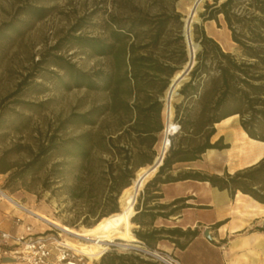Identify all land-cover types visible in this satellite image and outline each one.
Listing matches in <instances>:
<instances>
[{
  "label": "trees",
  "instance_id": "obj_1",
  "mask_svg": "<svg viewBox=\"0 0 264 264\" xmlns=\"http://www.w3.org/2000/svg\"><path fill=\"white\" fill-rule=\"evenodd\" d=\"M48 11L44 6L25 4L0 24V63L13 42ZM200 16L203 22L216 23L221 16L238 54L223 50L203 25H195L194 40L200 48L188 80L178 89L181 99L173 103V122L179 129L169 136L162 164L145 184L136 210L151 182L184 179L207 181L219 190H228L230 196L239 190L264 204V157L233 173L169 172L175 163L200 159L207 149L228 148L222 135L213 142L211 137L216 132L215 123L233 114L239 116L248 136L264 141V0H213L204 5ZM168 23L169 17L163 15L110 16L106 35L92 36L78 33L83 24L77 22L43 53L34 64L40 66V72L28 71L0 96V145L9 138L8 144L0 146V174L6 175L0 188L12 190L13 185H23L28 178L43 173L44 189L62 181L71 199L80 202L82 222L87 227L117 212L122 188L130 184L140 165L151 164L156 155L163 133L161 98L172 75L187 59L183 45L177 57L169 48L165 40ZM64 47L106 61L84 70L70 56L61 54ZM42 81H51L53 88L65 91L82 88L103 98L92 100L82 111L75 105L42 132L34 127L32 118L46 101L28 97L47 89ZM172 205L175 208L169 212L148 208L136 212L131 218L139 225L133 230L136 240L148 249L160 250L156 245L161 240L183 248L195 237L196 228H142L159 215L188 206L183 198H176L154 208ZM255 229L264 233V223ZM147 258L151 257L133 250L110 249L95 264H152Z\"/></svg>",
  "mask_w": 264,
  "mask_h": 264
},
{
  "label": "rangeland",
  "instance_id": "obj_2",
  "mask_svg": "<svg viewBox=\"0 0 264 264\" xmlns=\"http://www.w3.org/2000/svg\"><path fill=\"white\" fill-rule=\"evenodd\" d=\"M190 0H0V24L9 21L16 13L17 9L25 4H34L44 6L49 9L48 14L32 23L23 35L18 37L11 47L7 50L5 58L0 63V96L11 90L16 82L28 71L35 70L40 72V66L34 67L35 62L41 55L49 51L57 40L64 36L77 22L83 26L78 33H84L92 36H105L104 28L110 16L127 18L135 15L147 17L168 16L169 23L165 31V40L169 42V48L175 50L174 56L177 57L179 48L184 46L182 25L183 17L186 13V6ZM213 0H205L199 12V22L193 24V38L195 36V25H203L205 32L211 33L209 24L202 21L200 14L204 12V5L212 3ZM207 25V26H206ZM214 29L216 39L224 48H228L230 39L229 31L221 24L215 23ZM228 32V33H227ZM186 50V49H185ZM236 52L235 49H233ZM197 52V51H196ZM237 53V52H236ZM64 56H70L80 68L91 70L105 63V59L98 56H87L82 50L77 48L64 47L61 50ZM196 54V53H195ZM238 54V53H237ZM187 57V56H186ZM34 67V68H33ZM39 81V79H37ZM47 88L44 92L28 96L29 98L41 101L45 100V106L38 113L33 115L34 127L42 132L48 129L49 124L55 125L57 118L65 117L75 105H79V110H85L89 107L92 100L100 101L103 95H96L85 89H72L69 91L60 88H53L51 81H42ZM164 104V103H163ZM162 116V113H161ZM163 130H164V121ZM239 116L233 120L231 125L224 127L225 139L228 133L237 131L239 128ZM9 143V138L4 144ZM229 147L231 143H228ZM16 160V156H13ZM238 157L227 158L225 153H219L215 162L209 164V169H224L228 172L230 163L236 162ZM222 174V173H221ZM6 175L0 174V186L5 182ZM43 173L35 177H30L25 184L12 186V190H2L6 195L19 201L29 209L46 213L64 225L86 226L82 222V212L80 202L74 201L69 196L66 187L62 181L53 184L50 189H44L42 186ZM141 190V193L143 192ZM139 194V196H140ZM1 195V194H0ZM2 196V195H1ZM138 196V198H139ZM3 197V196H2ZM138 198L137 202L138 203ZM6 199V198H5ZM135 204V209H136ZM119 209V208H118ZM38 224L47 229V223L39 221ZM135 225L131 231L135 229ZM115 250L123 252L126 246H122L123 240H115ZM135 242H131V245Z\"/></svg>",
  "mask_w": 264,
  "mask_h": 264
},
{
  "label": "crops",
  "instance_id": "obj_3",
  "mask_svg": "<svg viewBox=\"0 0 264 264\" xmlns=\"http://www.w3.org/2000/svg\"><path fill=\"white\" fill-rule=\"evenodd\" d=\"M206 23L211 28V33L206 31V34L218 42L214 29H212L216 22L209 20ZM218 23L227 29L221 16L218 18ZM228 39H230L229 45L231 48L228 47L225 49L220 42L218 43L223 50L234 53L233 49H235V45L231 41L230 33H228ZM224 127L226 126H215L216 132L212 135L211 142L222 135L223 142L231 143L230 140L225 139V132L222 130ZM208 150L202 154L200 159L175 163L169 172L172 175H175L181 170H200L206 173L217 174L223 173V168L209 169V164L216 161L221 150L213 149L215 151L212 155L213 160L207 161L206 153ZM152 178L148 181H151ZM176 198H183L184 203L188 206L166 216L159 215L150 225H143L142 228L179 227L182 230L196 228L198 234L190 239L183 248L176 247L174 243L167 240H161L156 245L160 250L175 256L181 264H232L235 259L248 250V247L239 246L240 239L251 238L257 234L264 236V233L255 229L257 226L263 225L264 215L257 214L251 217L241 218L235 212L233 203L236 198V192L233 196H230L228 190H219L217 187L211 186L207 181L184 179L167 183L151 182L147 188V192L141 197L136 212L141 211L143 208H148L152 212H169L175 208L174 205L166 209L154 207L159 204H168ZM244 199L247 200L248 197ZM15 216L22 217L23 222L30 224L36 232L43 229L37 220L23 210L10 204L5 197L0 195V230L10 231L12 233L21 232L22 227L14 223ZM241 220L244 222L242 225L240 224ZM219 221H224V223L215 227L214 224ZM134 225L136 228L139 227L138 224L134 223ZM205 228L209 229L212 237L211 240L203 235ZM234 244L235 246H233ZM12 248V245H5L0 241V264H23V262L14 258L9 252ZM147 259L152 264H163L152 257Z\"/></svg>",
  "mask_w": 264,
  "mask_h": 264
},
{
  "label": "bare ground",
  "instance_id": "obj_4",
  "mask_svg": "<svg viewBox=\"0 0 264 264\" xmlns=\"http://www.w3.org/2000/svg\"><path fill=\"white\" fill-rule=\"evenodd\" d=\"M204 1L190 0L186 6V13L182 19V32L187 59L181 68L174 72L162 96L164 101L162 110L164 130L157 146V152L153 159L154 162L140 165L135 170L130 184L124 186L118 196L119 210L102 217L92 226L87 227L82 225H64L46 213L28 208L34 214L35 220H43L63 231L68 245L87 256L90 260L98 259L108 248L107 246L110 242L123 240L124 243H121L122 246H130L131 242L136 241L131 231L134 225L131 218L136 213L135 204L141 190L146 182L154 176L163 156H165L168 150L170 144L169 136L172 133L173 125L171 121L173 116L172 103L180 99L177 91L181 82L187 78L186 70L189 66L188 59H191L192 53H195L198 49V43L193 38V24L198 23L200 20L199 12ZM236 116L237 114L227 116L215 123V126H229ZM227 139L230 140L231 146L222 149L221 152L225 153L229 159L234 155L238 157L236 162L230 163V173H233L237 169L253 165L264 157V141L251 138L241 126H239L237 131L228 133ZM214 152L213 149L207 151V161L213 160L212 155ZM245 197H248V199L245 200ZM8 201L17 208L25 207L17 200H14L17 204H14L10 200ZM233 203L235 212L241 218L251 217L257 214L264 215V204L239 190L236 191V198ZM243 223V220H241L240 224L242 225ZM77 237L83 238L85 241H80ZM239 246L248 247V250L235 259L232 264H264V236L262 234L253 235L251 238L240 239Z\"/></svg>",
  "mask_w": 264,
  "mask_h": 264
},
{
  "label": "built area",
  "instance_id": "obj_5",
  "mask_svg": "<svg viewBox=\"0 0 264 264\" xmlns=\"http://www.w3.org/2000/svg\"><path fill=\"white\" fill-rule=\"evenodd\" d=\"M171 121L173 122V116ZM178 129L179 126L173 122L171 134ZM24 208L19 207L29 216L35 217L28 208ZM14 223L22 227L21 232L12 233L0 230V241L5 245H12L13 248L9 252L23 264H95L99 259L90 260L84 254L69 246L64 238L63 231L51 226L48 222L45 223L50 227L38 232L34 231L30 224H25L22 217L15 216ZM77 239L85 241L83 238L77 237ZM107 247L105 252L115 249L114 241L110 242ZM130 250L152 257L163 264H181L172 254L156 249H148L138 240L135 241V244L126 246L124 251Z\"/></svg>",
  "mask_w": 264,
  "mask_h": 264
},
{
  "label": "water",
  "instance_id": "obj_6",
  "mask_svg": "<svg viewBox=\"0 0 264 264\" xmlns=\"http://www.w3.org/2000/svg\"><path fill=\"white\" fill-rule=\"evenodd\" d=\"M199 48H200V45L198 44V49H199ZM198 49H197V50H198ZM197 50H196V51H197ZM195 53H196V52H195ZM195 53H192V57H191V59H188V60H189V66H188V68H187V70H186L187 78L181 82L180 86L183 84L184 81H187L188 78H189V77H188V73H189V71L192 69L193 65L195 64ZM177 94L180 96V99H181V95L179 94L178 91H177ZM180 99H179V101H180ZM161 100L163 101V98H161ZM179 101H177V102H179ZM177 102H173V103H177ZM163 103H164V101H163ZM173 103H172V108H173ZM173 110H174V109H173ZM163 158H164V156H163ZM163 158H162V160H161L159 166L162 164ZM153 162H154V160H153ZM159 166H158V168H159ZM157 170H158V169H157ZM147 182H148V181H147ZM147 182H146V183H147ZM0 193H1V195H2L3 197H5L6 199L12 201L14 204H17L13 199H11L8 195H6L4 192H2V190H0ZM117 203H118V208H119V200H117ZM21 208L25 209L24 207H21ZM203 235H204L207 239H209V240L212 239V237H211V235H210V233H209V229H208V228H205V229L203 230Z\"/></svg>",
  "mask_w": 264,
  "mask_h": 264
}]
</instances>
